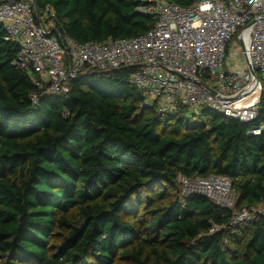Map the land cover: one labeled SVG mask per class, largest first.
I'll return each mask as SVG.
<instances>
[{
    "label": "trees",
    "instance_id": "obj_1",
    "mask_svg": "<svg viewBox=\"0 0 264 264\" xmlns=\"http://www.w3.org/2000/svg\"><path fill=\"white\" fill-rule=\"evenodd\" d=\"M36 2L81 43L136 37L156 22L135 0ZM18 50L0 24L2 264H264V216L231 223L235 210L264 203L257 122L210 109L161 116L130 69L44 94L14 64ZM192 115L206 125L185 126ZM212 175L232 182V207L184 193L182 177Z\"/></svg>",
    "mask_w": 264,
    "mask_h": 264
},
{
    "label": "built area",
    "instance_id": "obj_2",
    "mask_svg": "<svg viewBox=\"0 0 264 264\" xmlns=\"http://www.w3.org/2000/svg\"><path fill=\"white\" fill-rule=\"evenodd\" d=\"M135 1L137 11L154 15L156 22L131 38L78 42L61 30L53 8H40L36 0H0V24L6 39L18 45L14 64L44 94L67 93L71 81L90 72L130 69L144 106L161 116L210 109L257 122L249 132L263 133L264 0H197L187 7L170 0ZM32 99L37 102L38 95ZM181 181L186 193L233 206L232 182L226 177ZM262 216L264 203L245 206L233 212L231 223Z\"/></svg>",
    "mask_w": 264,
    "mask_h": 264
},
{
    "label": "rangeland",
    "instance_id": "obj_3",
    "mask_svg": "<svg viewBox=\"0 0 264 264\" xmlns=\"http://www.w3.org/2000/svg\"><path fill=\"white\" fill-rule=\"evenodd\" d=\"M206 123H205V119L204 118H201L199 117V115H192V116H189L187 119H186V122H185V126H191L193 128H200L202 126H205ZM183 190H184V193H186L185 189H184V186H183ZM188 190V189H187ZM190 190H188L187 192H189ZM0 263L2 264V260L0 259ZM124 264V263H122ZM125 264H129V263H125Z\"/></svg>",
    "mask_w": 264,
    "mask_h": 264
},
{
    "label": "water",
    "instance_id": "obj_4",
    "mask_svg": "<svg viewBox=\"0 0 264 264\" xmlns=\"http://www.w3.org/2000/svg\"><path fill=\"white\" fill-rule=\"evenodd\" d=\"M252 71H254V70H252ZM201 85H203V84H201ZM203 87L206 88L210 93L214 94V92L210 88L206 87L205 85H203Z\"/></svg>",
    "mask_w": 264,
    "mask_h": 264
}]
</instances>
